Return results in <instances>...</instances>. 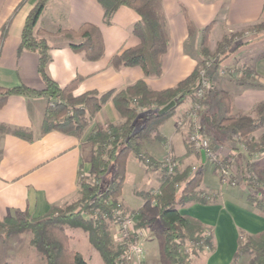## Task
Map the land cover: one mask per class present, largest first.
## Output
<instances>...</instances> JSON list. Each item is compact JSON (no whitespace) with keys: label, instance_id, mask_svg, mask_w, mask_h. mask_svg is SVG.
Here are the masks:
<instances>
[{"label":"crops","instance_id":"crops-1","mask_svg":"<svg viewBox=\"0 0 264 264\" xmlns=\"http://www.w3.org/2000/svg\"><path fill=\"white\" fill-rule=\"evenodd\" d=\"M21 1L0 0V85L25 84L42 89L44 81L37 70L38 53L31 50L18 53L26 17L39 0H24L18 8ZM162 6L168 21L170 44L162 56V74L148 76L140 65L116 67L112 64L114 55L140 43V38L132 31L134 23L140 19L134 9L119 7L111 22L107 23L99 0H47L38 20L39 27L54 33L63 28L78 29L86 22L94 23L100 27L105 44L104 55L90 60L73 50L65 38L49 35V74L61 85L78 79L76 94L105 92L114 88L120 90L138 80H145L154 90H163L176 86L196 67L202 56L201 29L204 26L213 24L210 46L214 48L224 34L264 21V0H162ZM184 7L192 19L193 30L188 27ZM260 43L239 49L232 58L238 62L240 57L239 62L251 68L252 72L245 77L244 84L224 74H218V84H214L219 91L228 92L232 113H251L257 102L264 101V52L259 50ZM220 95L215 96L214 101L211 93L207 96L203 114L216 113L217 110L223 113ZM191 101L188 98L174 114L160 121L158 131L162 140L156 139L154 132L152 136L141 138L143 152L160 159L170 150L181 156L182 166L200 165L197 152L188 151L184 135L186 128L177 124L179 112L190 106ZM48 104L44 95L13 94L0 107V123L27 128L32 134L31 138H26L0 128V221L19 212L35 217L45 215L55 205L76 199L81 176L88 175L92 168L95 145L88 140L91 130L96 123L119 124L124 121L114 101L108 100L83 133L71 134L56 129L45 131L43 125ZM214 105L216 108L211 110ZM263 131L264 128L253 135L258 137ZM232 150L240 151L250 159L245 144L236 145ZM257 156L251 159L256 162L260 159ZM130 159L136 163L132 183L137 184L143 179V164L138 156L130 154L124 187ZM210 171L215 173L212 164ZM205 179L206 170L201 188L209 194L219 193V199L206 204L187 203L180 206L179 211L201 220L205 228L215 233V248L204 264H230L238 247L240 231L256 233L263 230L264 213L248 201L247 193L232 188L227 190L229 195L225 197L226 184L219 179L212 185H205ZM122 197L125 199L124 195ZM241 199H246V202ZM15 236L0 240V264H45L43 256L30 244V240L21 241Z\"/></svg>","mask_w":264,"mask_h":264},{"label":"trees","instance_id":"trees-1","mask_svg":"<svg viewBox=\"0 0 264 264\" xmlns=\"http://www.w3.org/2000/svg\"><path fill=\"white\" fill-rule=\"evenodd\" d=\"M23 2L24 0L18 4V8ZM46 2L47 0H39L28 13L18 47L19 54L24 50L38 53L37 70L44 81V87L35 89L25 84L11 87L0 85V107H3L13 94L44 95L49 101L44 130L56 129L65 133L80 134L91 125L102 106L108 100H113L124 121L119 124L96 123L91 130L88 140L95 145L92 153V168L88 175H82L80 178L81 197L77 201L64 206L55 205L51 212L41 216H31L27 212L8 215L0 221V229L6 238L30 232V244L44 257L45 264H90L83 254L71 247L72 237L68 234L67 228H78L87 234L89 242L100 254L103 264H125L119 251L112 245L106 224L100 215L103 212L112 215L118 204L126 179L129 155L133 153L143 161L150 157L142 151L141 138L149 137L154 132L156 139L162 140L163 137L158 131L160 121L172 115L188 98L197 99V89L202 81L200 68L205 67L208 73L209 67L205 63L213 58L214 69H217L222 59L234 53L245 42L237 43L235 40L241 33H227L218 42L216 51H212L210 33L213 24L210 23L201 29V58L194 70L176 86L154 90L145 80H138L135 84L120 90L114 88L105 92L87 91L76 94L78 79L61 85L48 72V64L51 60L48 36H63L73 50L83 53L90 60H96L105 52L102 31L98 25L86 22L78 29L63 28L54 33L48 32L38 26ZM99 2L104 7V19L107 23L111 22L115 11L121 6H128L140 15V19L132 27L133 33L140 38V43L114 55L112 64L116 67L140 65L146 75L160 76L163 72L162 56L170 44L169 26L162 0H99ZM183 10L188 27L193 30L189 12L185 7ZM249 28L260 31L264 29V21L249 25ZM218 55H222V58ZM244 68L239 72L242 76L237 83L244 84L245 77L252 72L249 66ZM220 94L224 110L228 114L220 117L217 112H206L203 114L204 124L206 128L229 130L232 134L243 138L247 155L250 157L242 170L247 179V199L264 213V199L257 198L256 194L259 185L264 186V169L259 176L254 175V161L251 159L255 154L264 151V131L258 137L253 135L264 128V101L257 102L251 113H232L228 92L222 90ZM172 100L176 101V105L160 114L159 110ZM153 104L156 108L148 111ZM142 113L145 114L143 116L145 122L138 127L137 121ZM151 123H155V126L150 127ZM0 128L18 136L32 137L31 131L27 128L12 127L4 123H0ZM205 135L210 139L213 148L215 142L208 133L205 132ZM187 147L190 152L196 151L200 156L201 151L194 148L191 142L187 141ZM207 160V158L205 162L201 160L200 167L192 174H188L186 170L178 177L176 173L178 168L174 173L164 174L162 183L165 189L167 187L169 189L167 194L163 193L153 199L152 196L143 193L146 202L140 210L149 211L159 218L164 231V253L169 264H185L182 250L183 241L188 236L184 228L196 223L200 226L198 233L202 230L206 231L201 220L182 214L179 207L191 202L206 204L219 199V193L209 194L201 188ZM221 164L223 163L216 161L215 173H218ZM111 169H114L112 178L105 180L104 176ZM90 176L93 182L88 181ZM179 180L183 181V184L177 191L175 185ZM220 180L223 182L221 177ZM203 233L209 234L207 231ZM245 237L247 240L243 241ZM246 252L252 255L251 264H264V229L256 233L240 231L233 261Z\"/></svg>","mask_w":264,"mask_h":264},{"label":"rangeland","instance_id":"rangeland-1","mask_svg":"<svg viewBox=\"0 0 264 264\" xmlns=\"http://www.w3.org/2000/svg\"><path fill=\"white\" fill-rule=\"evenodd\" d=\"M244 30V31H243ZM243 31V32H242ZM230 33H241L235 40L237 43L243 41L245 42L242 44L235 52H237L239 49L244 48L245 46H249L251 44H256L261 42L259 45V50L261 53L264 52V29L258 31L256 29L249 28V26L242 28L240 30H236ZM227 34V33H226ZM59 38H64L63 36H57ZM221 40V39H220ZM257 44V45H258ZM218 45V44H217ZM256 46V45H255ZM212 51H216L217 46L212 48L210 46ZM234 52V53H235ZM234 53L230 54L228 57H225L222 59L217 69H214L213 61H215L213 58L212 62H210L208 75L210 76L212 80L213 87L209 90L207 93V96L211 93L212 94V100H215V96L219 95L221 91L217 87H214V84H218V74H224L226 76H231L233 79H240L241 73H239L241 70H244L243 63H240V57H238V62L234 61L232 58L235 57L236 54ZM219 58H222V55H218ZM237 58V57H236ZM217 60V59H216ZM206 65V63H205ZM220 68H224L223 72H220ZM232 68H235L236 70H239L238 72L236 70H231ZM207 96L204 102V108L201 112V123L203 125V130L210 134L213 141L216 143V146L213 147L214 150H216V158L215 160H208L209 162L205 164V170H206V181L205 185L209 184L212 185L213 183L219 181L220 177L225 176V174L229 177L230 182H223V184H226V190H224V195L227 197L229 195V189L232 190V188H236V190L241 191L242 193H247V184L245 179V173H243V169L246 166V162L249 160L246 157V154H243L240 151L234 152L232 150L236 145L244 144V140L240 136H234L229 130H216L211 128H206L204 121H203V111L205 109V106L207 104ZM194 100L191 101V104ZM190 106L183 108L182 111H180L178 115V126L185 127L186 130L184 132L185 140L187 143V138L189 134L191 133L192 129V120L190 117H187V110L191 107ZM53 103L50 104L52 106ZM49 106V104H48ZM156 108V105H152L150 110H153ZM178 108V107H177ZM176 108V109H177ZM216 105H214L215 109ZM175 109V111H176ZM174 111V113H175ZM147 112V111H146ZM145 113V112H143ZM141 114L139 117V120L137 121V126L140 127L144 124V117L145 114ZM173 113V114H174ZM217 114L220 115V117L226 116L228 113L225 112V110L218 112ZM155 123H151L150 127H154ZM46 125H43V129H45ZM156 132V131H155ZM204 132V134H205ZM259 132V131H256ZM258 134V133H257ZM152 136V135H151ZM236 137V138H235ZM144 138V137H143ZM239 141V143H238ZM95 148V147H94ZM93 148V150H94ZM92 150V153H93ZM188 151H190L188 149ZM199 151V150H198ZM133 154V153H131ZM148 154V153H147ZM150 157L146 158V160H141L140 162L144 166L143 170V176L142 180H140L139 183L133 184L132 183V174L134 172L133 169H135L136 163L133 159H130L129 167V173H128V179L125 184V187L123 188V192L121 197L118 199V204L115 206L114 211L112 215L107 214L106 212L101 213L100 217L105 222L107 232L109 233L111 243L114 246L116 250L119 251L121 258L123 259L125 264H169V260L167 259L165 253H164V231L163 226L159 220V218L156 217L155 214L144 211L141 212V208L145 204V196L143 193H147L148 196H152L153 199H156L159 197V195H162L163 193H168L169 189H165L163 183H162V177H164V174H167L168 171L166 168H164L162 165L163 162H165L166 158H173L178 161L177 165V176H181L183 171H188V174L194 173L200 165H194L189 164L186 166H182L181 164V156H178L177 154L173 153L172 151H168L165 153V155L160 158L156 159L150 154H148ZM137 156V155H136ZM202 156V155H201ZM199 156L200 160H202V157ZM257 156V155H255ZM262 156V158H261ZM260 157V159L256 162H254V168H253V174L256 176H259L261 171L264 169V153L257 156V158ZM152 158V159H151ZM256 158V157H255ZM224 160V161H223ZM221 162L223 164L220 165L218 169V173H212L210 171L211 164L213 167L215 166V163ZM261 162V163H260ZM226 163V164H225ZM227 165L230 168L229 174L223 172V167H227ZM196 167L197 169L194 170L193 168ZM113 170L109 173H107L104 178L105 180H110L112 178ZM89 182H93V178L90 176L88 178ZM221 182V180H220ZM234 182V183H233ZM183 184V181L179 180L176 185L175 189L177 191L180 190L181 185ZM259 190L256 191V194L258 195L257 198H263L264 199V186L263 184L259 185ZM254 192V191H253ZM124 195L125 199L122 197ZM81 197L80 193L77 196L76 199L65 202L61 204L64 206L65 204H69L72 202L77 201ZM237 198V197H236ZM241 201H243L241 199ZM243 202H246V199H244ZM117 209H121L124 212L131 211L134 213V226L133 229L135 232L131 231L129 236L123 238L122 233L120 230V221L118 218V215L116 213ZM215 230L216 227H213ZM200 230V226L196 223H193L189 228H184L185 233L187 234V238L183 241V250H182V256L185 261V264H204L206 259L208 258L209 254L214 250L215 248V233L212 229L205 228V230L209 233L208 235L204 234L206 231L202 230L198 233ZM68 234L71 235V247L83 254V256L87 259V261L90 264H103V260L98 253V251L91 245V243L88 240L87 234L78 228H67ZM2 235V229H0V240H3ZM16 239H19L21 241H29L31 238L30 232H24L22 234H18L15 236ZM9 239V237H8ZM7 239V240H8ZM247 238L245 237L243 241H246ZM132 243H138L143 251L139 255H135L131 253L130 244ZM44 258V257H43ZM251 253H243L240 255L237 259L232 261L230 264H251Z\"/></svg>","mask_w":264,"mask_h":264},{"label":"built area","instance_id":"built-area-1","mask_svg":"<svg viewBox=\"0 0 264 264\" xmlns=\"http://www.w3.org/2000/svg\"><path fill=\"white\" fill-rule=\"evenodd\" d=\"M212 61L213 60H207L206 65L209 67L210 62ZM220 71L223 72L224 68H220ZM200 72L202 74V81L201 86L197 89V99L192 102L191 107L187 110V117L191 118L193 124L191 133L189 134L187 140L191 142L194 148H196L197 150H204L206 153V158L213 161L216 158V150L211 147L210 139L204 134L203 125L201 123V112L204 108V102L207 93L213 87V84L205 67H201ZM162 164V166L167 169L168 173L171 174L175 172L178 161L173 158H166L165 162H163ZM193 169L196 170L197 168L194 167ZM222 170L227 174H229L230 172V168L228 165L227 167H223ZM222 178L223 182H230V179L226 174ZM116 213L120 221V230L122 233V237L125 238L129 236L131 231L135 232L133 229L134 213L131 211L124 212L121 209H117ZM130 249L131 253L135 255H139L143 251L142 247L138 243L130 244Z\"/></svg>","mask_w":264,"mask_h":264},{"label":"water","instance_id":"water-1","mask_svg":"<svg viewBox=\"0 0 264 264\" xmlns=\"http://www.w3.org/2000/svg\"><path fill=\"white\" fill-rule=\"evenodd\" d=\"M175 105H176V101L175 100H172L167 105H165L164 107H162L159 110V113L160 114L165 113V112L169 111L171 108H173ZM201 155H202V161L205 162L206 161V153H205L204 150L201 151Z\"/></svg>","mask_w":264,"mask_h":264}]
</instances>
